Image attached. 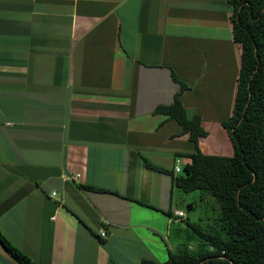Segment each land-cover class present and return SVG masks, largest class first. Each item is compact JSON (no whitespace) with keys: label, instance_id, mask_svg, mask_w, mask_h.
Listing matches in <instances>:
<instances>
[{"label":"crops","instance_id":"1","mask_svg":"<svg viewBox=\"0 0 264 264\" xmlns=\"http://www.w3.org/2000/svg\"><path fill=\"white\" fill-rule=\"evenodd\" d=\"M232 14L229 0H0V230L15 246L38 264L188 247L174 178L196 146L159 108L179 94L199 149L234 155Z\"/></svg>","mask_w":264,"mask_h":264},{"label":"trees","instance_id":"2","mask_svg":"<svg viewBox=\"0 0 264 264\" xmlns=\"http://www.w3.org/2000/svg\"><path fill=\"white\" fill-rule=\"evenodd\" d=\"M229 2L234 40L242 48L233 114L224 122L234 155H209L199 149V137L206 132L199 116L187 117L179 94L172 105L159 108L190 132L196 146L188 155L191 162L175 176V185L187 194L199 190L214 196L220 202L219 217L211 231L190 224L200 240L198 251L185 247L170 252L166 262L144 264H264V0ZM186 87L182 84V90ZM0 243L22 264H38L1 230Z\"/></svg>","mask_w":264,"mask_h":264},{"label":"rangeland","instance_id":"3","mask_svg":"<svg viewBox=\"0 0 264 264\" xmlns=\"http://www.w3.org/2000/svg\"><path fill=\"white\" fill-rule=\"evenodd\" d=\"M205 193L204 191L197 190L186 195L189 203L186 204L184 210L186 213V226L190 232V237H188L190 239H186V246L192 247L193 250L199 248L198 244H200V240L198 237H195L196 233L190 229V224H198L204 231H211L213 228L215 229L214 224L219 217V213L215 211V208L218 209L217 207L220 205V202L211 194ZM189 204H193L192 210L188 209Z\"/></svg>","mask_w":264,"mask_h":264},{"label":"water","instance_id":"4","mask_svg":"<svg viewBox=\"0 0 264 264\" xmlns=\"http://www.w3.org/2000/svg\"><path fill=\"white\" fill-rule=\"evenodd\" d=\"M3 249L4 252L1 250ZM0 262L2 264H22L0 243Z\"/></svg>","mask_w":264,"mask_h":264},{"label":"built area","instance_id":"5","mask_svg":"<svg viewBox=\"0 0 264 264\" xmlns=\"http://www.w3.org/2000/svg\"><path fill=\"white\" fill-rule=\"evenodd\" d=\"M175 171H176V172H180V171H182L181 163H180L179 160L177 161V164H176V166H175ZM54 194H55V193H54ZM175 214H176L177 216H179V217H184V216H185L184 211H178V212H175ZM102 235H103V236H106V233L103 232ZM0 264H2V263H0Z\"/></svg>","mask_w":264,"mask_h":264},{"label":"bare ground","instance_id":"6","mask_svg":"<svg viewBox=\"0 0 264 264\" xmlns=\"http://www.w3.org/2000/svg\"><path fill=\"white\" fill-rule=\"evenodd\" d=\"M3 252H4V250L3 249H1Z\"/></svg>","mask_w":264,"mask_h":264},{"label":"clouds","instance_id":"7","mask_svg":"<svg viewBox=\"0 0 264 264\" xmlns=\"http://www.w3.org/2000/svg\"><path fill=\"white\" fill-rule=\"evenodd\" d=\"M1 263V262H0Z\"/></svg>","mask_w":264,"mask_h":264}]
</instances>
